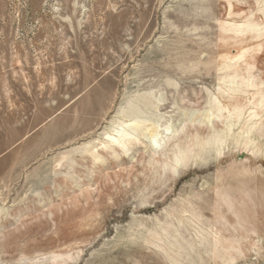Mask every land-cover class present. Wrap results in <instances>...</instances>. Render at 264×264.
<instances>
[{"label": "rangeland", "instance_id": "rangeland-1", "mask_svg": "<svg viewBox=\"0 0 264 264\" xmlns=\"http://www.w3.org/2000/svg\"><path fill=\"white\" fill-rule=\"evenodd\" d=\"M0 264H264V0H0Z\"/></svg>", "mask_w": 264, "mask_h": 264}, {"label": "bare ground", "instance_id": "bare-ground-1", "mask_svg": "<svg viewBox=\"0 0 264 264\" xmlns=\"http://www.w3.org/2000/svg\"><path fill=\"white\" fill-rule=\"evenodd\" d=\"M132 110H134V109H132ZM132 110L130 111L131 113H132ZM137 111V110H136ZM134 113H136V112H134ZM140 118V117H139ZM132 120V119H131ZM134 122H136V124H137V120H134ZM126 123H128V122H126ZM125 123V124H126ZM132 124V123H131ZM138 125V124H137ZM128 126V125H127ZM124 127V126H123ZM140 127V126H139ZM157 128V127H156ZM121 129V128H120ZM157 129H159V127L157 128ZM156 129V130H157ZM116 131V130H115ZM160 133H161V131H159ZM117 133H118V136H116V135H110L109 136V138H110V140H111V142H110V144H109V147H113L112 145H122V146H126L127 145V143H128V141H129V133L128 132H126V130H121V131H117ZM132 134V133H131ZM159 135V134H158ZM156 136V135H155ZM155 138V137H154ZM158 138H160V136L158 137ZM163 138V137H162ZM108 139V138H107ZM156 140V139H155ZM154 141V140H153Z\"/></svg>", "mask_w": 264, "mask_h": 264}]
</instances>
